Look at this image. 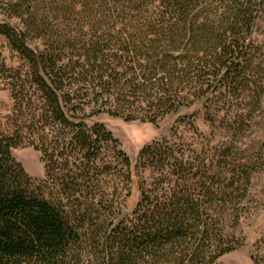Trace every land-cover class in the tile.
Returning <instances> with one entry per match:
<instances>
[{
    "label": "trees",
    "instance_id": "1",
    "mask_svg": "<svg viewBox=\"0 0 264 264\" xmlns=\"http://www.w3.org/2000/svg\"><path fill=\"white\" fill-rule=\"evenodd\" d=\"M12 109L0 127V264H222L259 209L264 0H0ZM198 107L191 114L184 110ZM158 126L135 166L99 120ZM199 118L223 139L200 133ZM203 141L181 142V129ZM221 136V137H222ZM40 152L45 178L13 150ZM255 264H261L253 258Z\"/></svg>",
    "mask_w": 264,
    "mask_h": 264
},
{
    "label": "rangeland",
    "instance_id": "2",
    "mask_svg": "<svg viewBox=\"0 0 264 264\" xmlns=\"http://www.w3.org/2000/svg\"><path fill=\"white\" fill-rule=\"evenodd\" d=\"M4 19V14L0 8V21ZM255 40L261 49V60L264 63V22L260 24L259 29L256 31ZM4 61L8 66H15L18 60L15 54L11 53L7 48L4 41H0V63ZM195 107L190 110H184L182 114H191L197 110ZM12 109V99L10 91L6 87L4 81L0 78V127H6V118L10 115ZM179 115H171L162 121L158 126L149 123L140 122H125L122 119L112 118L103 115L99 118L107 128L113 132L114 136L121 142L122 149L129 155L132 161V172L134 175L132 196L127 200L128 212H132L139 199V191L135 177V166L137 157L147 144L156 140L164 138L172 139V128L175 125ZM200 133L203 134L211 142H217L221 138L222 133L216 132V137L213 138V129L203 118L197 121ZM181 142L192 143L197 146L203 141V138H198L190 131L181 129ZM222 136V137H221ZM221 139V140H222ZM245 146L252 144H264V98L262 102V111L257 114L255 124L252 129L246 134L243 139ZM15 158L24 166L26 171L36 179L45 178L44 164L41 160L40 152L36 151L33 147L23 145L13 150ZM254 194L259 200V209L255 211L249 218L243 221L241 231L242 236L245 238L244 245L237 251L224 256L220 263L222 264H255L253 258H257L261 264H264V171L255 176Z\"/></svg>",
    "mask_w": 264,
    "mask_h": 264
}]
</instances>
